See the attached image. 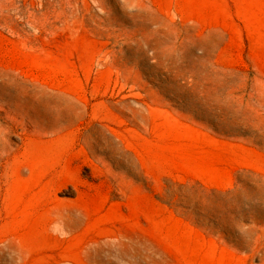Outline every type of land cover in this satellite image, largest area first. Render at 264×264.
<instances>
[{"label":"rangeland","instance_id":"374dc122","mask_svg":"<svg viewBox=\"0 0 264 264\" xmlns=\"http://www.w3.org/2000/svg\"><path fill=\"white\" fill-rule=\"evenodd\" d=\"M0 264H264V0H0Z\"/></svg>","mask_w":264,"mask_h":264}]
</instances>
